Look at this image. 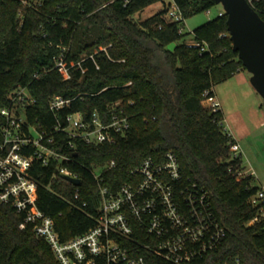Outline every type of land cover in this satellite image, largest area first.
Segmentation results:
<instances>
[{
  "label": "trees",
  "instance_id": "obj_1",
  "mask_svg": "<svg viewBox=\"0 0 264 264\" xmlns=\"http://www.w3.org/2000/svg\"><path fill=\"white\" fill-rule=\"evenodd\" d=\"M159 1L164 3L0 0V109L22 86L36 98L27 111L29 119L38 117L48 131L55 122L49 109L55 94L73 99L62 114L80 111L87 120L98 113L109 121L110 110L120 101L131 125L115 143L78 141L71 150L75 160L68 166L82 180L80 200L74 198L76 185L55 175V164L35 161L31 171L39 182L36 202L55 219L63 239L83 234L98 216L99 185L92 168L115 160L103 173V184L115 191L128 180L130 168L147 157L160 162L172 151L183 179L210 190L214 210L228 227L223 244L202 264H237L236 258L239 264H264V218L250 223L259 215L250 197L260 187L245 172L242 155L232 157L231 144L237 140L224 127L222 108L213 110L203 102L206 90L215 95L216 83L244 67L233 49L227 14L186 33H180L181 24L215 6V0H172L183 15L179 21L167 18L171 2L144 20L134 18ZM254 8L264 19V0ZM189 35L200 45L190 44ZM173 42L174 49H169ZM63 47L68 48L67 65L85 58L82 67L72 68L71 79L55 65ZM5 123L0 114V142ZM84 201V209L76 205ZM24 217L13 204L0 201V264H61L30 224L21 228ZM147 256L149 264H171Z\"/></svg>",
  "mask_w": 264,
  "mask_h": 264
},
{
  "label": "built area",
  "instance_id": "obj_2",
  "mask_svg": "<svg viewBox=\"0 0 264 264\" xmlns=\"http://www.w3.org/2000/svg\"><path fill=\"white\" fill-rule=\"evenodd\" d=\"M248 1L254 7L259 0ZM224 13V9L220 10L219 15ZM167 18L183 19L176 3L171 2ZM183 32L182 25L180 33ZM67 51L68 48L63 47L55 65L63 69L65 79H71L72 68L82 67L85 58L67 65ZM89 57L94 58V55ZM208 94L206 90L204 104L213 110L220 109L216 96ZM72 101L62 94L51 97L49 109L55 115V122L50 131L38 117L33 121L29 119L27 111L36 104V98L26 87L17 88L10 95V102L0 109L6 120L0 142V201L13 204L18 212L24 213L21 228L30 224L37 237L50 245L61 264H149L147 254L171 264H202L223 244L228 227L214 210L210 190L183 179L178 158L172 151L160 162L147 157L130 168L128 180L115 191L103 184V173L116 165L115 160L92 168L99 185L96 223L83 234L62 238L55 219L36 202L39 182L31 171L33 163L55 164V175L80 178L68 166L75 160L70 152L78 141L91 145L112 144L131 128L120 101L110 110L109 121H104L98 113L89 120L80 111L62 114ZM58 134L68 139L60 141ZM230 149L232 157L242 155L237 141ZM80 185H76L75 200L81 198ZM250 203L259 209V215L250 223L264 218V189H258L250 197ZM76 205L84 209L88 203L77 202ZM239 262L236 258V263Z\"/></svg>",
  "mask_w": 264,
  "mask_h": 264
},
{
  "label": "rangeland",
  "instance_id": "obj_3",
  "mask_svg": "<svg viewBox=\"0 0 264 264\" xmlns=\"http://www.w3.org/2000/svg\"><path fill=\"white\" fill-rule=\"evenodd\" d=\"M170 2L172 0L156 2L136 13L134 18L144 20ZM223 9V5L217 3L209 10L187 18L181 25L184 26L185 33L192 32L196 27L216 17ZM188 38L189 42L192 41L191 35ZM175 45L176 42L170 43L168 48L174 49ZM251 76L252 74L243 67L232 77L216 83L214 91L218 94L224 110V127L242 143L245 172L252 174L256 184L264 189V102L252 84Z\"/></svg>",
  "mask_w": 264,
  "mask_h": 264
},
{
  "label": "water",
  "instance_id": "obj_4",
  "mask_svg": "<svg viewBox=\"0 0 264 264\" xmlns=\"http://www.w3.org/2000/svg\"><path fill=\"white\" fill-rule=\"evenodd\" d=\"M215 1L223 5L233 49L252 74L251 82L264 102V19L248 0ZM66 178L74 185L81 184L80 178Z\"/></svg>",
  "mask_w": 264,
  "mask_h": 264
},
{
  "label": "crops",
  "instance_id": "obj_5",
  "mask_svg": "<svg viewBox=\"0 0 264 264\" xmlns=\"http://www.w3.org/2000/svg\"><path fill=\"white\" fill-rule=\"evenodd\" d=\"M215 96H216V98L218 99V101L220 102L221 108H222V110H223L222 103H221V101H220V99H219V97H218V94L215 93ZM223 112H224V110H223ZM232 135H234V134L232 133ZM234 138H235V139L237 140V142H238V139H237L236 137H234ZM238 143L240 144L241 148H243V147H242V143H241L240 141H239Z\"/></svg>",
  "mask_w": 264,
  "mask_h": 264
}]
</instances>
